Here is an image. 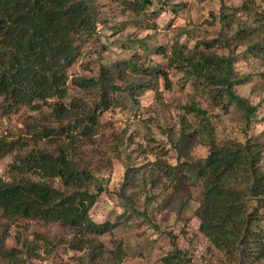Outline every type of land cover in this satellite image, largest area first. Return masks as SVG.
<instances>
[{
    "label": "trees",
    "instance_id": "trees-1",
    "mask_svg": "<svg viewBox=\"0 0 264 264\" xmlns=\"http://www.w3.org/2000/svg\"><path fill=\"white\" fill-rule=\"evenodd\" d=\"M113 1L124 2L136 14L152 6L151 0ZM93 3L94 0H0V119H10L24 109L41 114L40 119L28 118L23 128H12L7 138H0V161L14 155L8 169L10 179L0 178V212L8 220L60 225L73 232L74 250L88 249L91 256L101 257L107 251L94 239L111 234L118 223L97 224L89 214L107 190L98 180L94 183V192L82 190L85 181L92 178L90 173L80 170L74 157L70 158L63 148L51 153L46 146H57L56 140L63 136L72 144L82 140L90 142L101 128L99 114L115 104V94L122 90L116 82L125 80L126 70L134 75L128 90H139V93L153 90L151 83L146 82V75L149 77L154 71L158 78L162 73L154 69L147 73L129 62L116 64L115 74L102 67L96 78L72 80L73 85L95 97L91 106L80 108L77 101L69 106L63 103L67 98V71L80 56L79 38L93 36L98 30ZM252 32L242 28L219 42H200L192 51L174 48L168 65L187 78L202 80L203 88L210 91L209 96L216 105L223 102L225 108L234 105L249 122L256 107L249 106L233 92L235 86L249 80L239 79L234 73V56L219 55L212 50L215 44L226 48L247 45L248 57L262 59L264 43L259 37L251 36ZM160 53L165 52L162 49ZM49 101L54 102L47 106L48 115L37 106L45 105L46 110ZM184 109L196 120L205 122L206 139L200 144L207 146V157L197 162L187 157V147L191 146L194 136L202 134L183 132L172 146L177 154L186 155V162L179 163L181 154L176 166L157 159L142 169L136 182L148 183L153 191L165 184L164 180L176 187L181 176H187L192 186L200 190L196 211L200 234L234 264H264V173L259 170L262 145L247 140L219 146L214 141L206 112L194 105ZM137 173L138 170L126 171L119 191L122 200L132 201L126 192L137 187L132 182ZM54 180L61 189L53 186ZM145 199L149 203L153 197L147 193ZM131 212L146 217V211ZM120 219L124 220V215ZM170 237L172 251L160 258L159 264H190V259ZM5 240L6 230L0 229V259L13 264L16 250L8 249ZM117 247V254L122 256L121 244ZM120 262L121 258L113 256L112 264Z\"/></svg>",
    "mask_w": 264,
    "mask_h": 264
},
{
    "label": "rangeland",
    "instance_id": "rangeland-1",
    "mask_svg": "<svg viewBox=\"0 0 264 264\" xmlns=\"http://www.w3.org/2000/svg\"><path fill=\"white\" fill-rule=\"evenodd\" d=\"M151 1V7L136 14L122 1L94 0L98 30L93 36L79 38L80 56L67 71V98L63 103L69 106L77 101L80 108L91 106L95 97L73 85L72 80L96 78L102 67L115 74V65L125 62L135 63L147 73L150 69L160 71L158 78L154 71L145 76L153 90L129 91L134 75L126 70L125 80L116 82L122 90L115 94V104L99 114L101 128L90 142L82 140L72 144L63 136L56 140L57 146H46L51 153L63 148L70 158L74 157L80 170L90 173L92 178L85 181L82 190L94 192L96 180L107 190L89 214L97 224L118 223L111 234L94 239L107 255L93 257L88 249L74 250L73 232L60 225L8 220L0 212V229L6 230L5 245L16 250L15 264H112L113 256L121 258L119 264H159L160 258L172 251L170 235L177 248L190 259V264H234L200 234L196 215L200 190L192 186L187 176H181L176 187L164 180L165 184L153 191L148 183L140 185L136 179L144 167L157 159L176 166L180 154L179 163L186 162L187 157L192 162L207 157V146L200 144L206 139L205 122L196 120L184 109L193 105L206 112L217 145L247 140L260 143L263 148L259 170L264 173V58L248 57L247 45L226 48L215 44L212 50L219 55L234 56V73L239 79L249 80L233 88L235 95L256 107L249 122L234 105L227 108L225 102L216 105L209 96L210 91L203 88L202 80L187 78L167 62L174 48L192 51L200 42H219L242 28L253 31L251 36L259 37L263 44L264 0ZM162 49L164 54L160 53ZM53 102L46 104V110L45 105L37 108L49 115L47 106ZM40 116L39 112L24 109L7 120L10 129L17 130L18 126L24 127L28 118L38 120ZM183 132L202 134L194 136L191 146L187 147V157L182 152L177 154L172 146ZM13 161V154L0 161L2 180L10 179L8 169ZM128 169L138 170L132 181L137 187L126 192L133 202L119 198ZM51 183L62 188L57 180ZM147 193L153 197L149 203L145 199ZM132 210L146 211V217L135 215ZM122 215L124 220L120 219ZM119 244L122 256L117 254ZM0 264L12 263L0 259Z\"/></svg>",
    "mask_w": 264,
    "mask_h": 264
},
{
    "label": "built area",
    "instance_id": "built-area-1",
    "mask_svg": "<svg viewBox=\"0 0 264 264\" xmlns=\"http://www.w3.org/2000/svg\"><path fill=\"white\" fill-rule=\"evenodd\" d=\"M10 125L7 119H0V138H7L9 136Z\"/></svg>",
    "mask_w": 264,
    "mask_h": 264
}]
</instances>
